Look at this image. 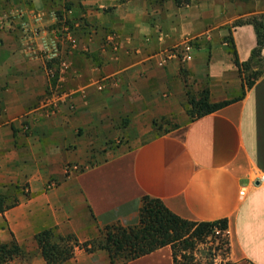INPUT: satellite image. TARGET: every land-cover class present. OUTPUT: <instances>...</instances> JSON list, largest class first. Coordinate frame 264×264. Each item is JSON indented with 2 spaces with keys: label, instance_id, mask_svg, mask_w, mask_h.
Returning <instances> with one entry per match:
<instances>
[{
  "label": "crops",
  "instance_id": "crops-1",
  "mask_svg": "<svg viewBox=\"0 0 264 264\" xmlns=\"http://www.w3.org/2000/svg\"><path fill=\"white\" fill-rule=\"evenodd\" d=\"M231 6L0 0V193L10 183L28 190L0 214V243L15 238L35 251L32 264H45L38 231L93 238L104 225L137 223L149 195L189 220L226 218L228 264H264V72L241 95L225 38L248 60L254 26L231 22L254 11ZM58 15L70 22V38L55 33ZM187 39L192 58L181 63ZM183 69L196 89L207 86L211 102L241 97L192 117ZM48 93L62 97L59 108L42 106ZM162 115L168 129L154 130L151 121ZM127 117H144L147 126L93 165L49 183L64 175L65 163L86 158V130L96 136ZM69 264L110 263L105 250L75 247ZM125 264H172L171 247Z\"/></svg>",
  "mask_w": 264,
  "mask_h": 264
},
{
  "label": "trees",
  "instance_id": "trees-1",
  "mask_svg": "<svg viewBox=\"0 0 264 264\" xmlns=\"http://www.w3.org/2000/svg\"><path fill=\"white\" fill-rule=\"evenodd\" d=\"M174 1L182 6L189 4L192 0ZM58 17L61 18L62 15ZM243 23H251L256 32V45L248 60L240 61L232 40L225 38L230 43L229 52L242 79L241 95L264 72V69H253L264 61L261 56V48L264 46V13L235 20L232 26ZM241 95L211 102L208 89H203L198 97L188 95L187 100L191 109H188L187 113L192 117L206 114L239 99ZM164 129L167 130L168 127ZM18 202L16 195L10 199L7 194L0 193V214ZM226 229V218L212 221L189 220L173 213L159 198L144 195L141 198L137 223L133 225L107 224L100 228L96 237L83 241L71 232L57 234L54 228L42 229L34 235V238L45 264H69V260L74 256L75 247L86 252L105 250L110 264H125L164 245L171 247L172 264H228V262L202 261L195 253L197 245L205 242L209 236L213 239H226ZM23 254L24 249L15 238L0 243V264H8L14 259L21 258Z\"/></svg>",
  "mask_w": 264,
  "mask_h": 264
},
{
  "label": "rangeland",
  "instance_id": "rangeland-1",
  "mask_svg": "<svg viewBox=\"0 0 264 264\" xmlns=\"http://www.w3.org/2000/svg\"><path fill=\"white\" fill-rule=\"evenodd\" d=\"M219 1V0H217ZM223 2L230 1L232 3V8L238 11L243 10H249L254 11L253 13L247 14L245 16H240L236 19H234L231 23L238 19H246L254 15H260L264 13V0H221ZM191 3V2H190ZM231 24V25H232ZM229 37V36H228ZM193 43V40L190 39ZM180 55V51L178 53ZM189 60H181V63H185ZM253 69L263 70L264 69V61L260 63L259 65H256ZM191 73L189 70L183 69V76L185 78V92H186V101L188 103V95L198 97L199 93L203 89H207V86L201 87L199 89H196L191 77ZM57 100V105L52 108H59L60 103H62V97L57 96L55 97ZM44 99H52V95L48 93L43 97ZM42 100V102H43ZM186 103V102H185ZM184 104V103H183ZM189 104V103H188ZM191 109V108H189ZM144 117H140L139 121H130V119L127 117L125 121H121L119 126H117V123L114 121H110V124L112 127L106 128V129H100L101 132L98 133V135L93 136L92 129L86 130L87 135V141L85 145H83V148L86 149V158L83 161H71L67 162L64 165V172L63 176L61 177H51L52 180H50L49 183L55 184L61 181L62 178L65 176L76 173L79 171L84 170L85 168L93 165L98 161V159L101 156H104V151L109 148H114L115 146H118L120 144L125 143L130 136H132L135 133H138L141 126L143 128L144 126H147V121H144ZM154 121V123H153ZM170 118L159 116L156 118H153L151 121L152 128L163 130L164 128L169 126ZM26 184H4L3 187L5 188L6 192L10 199L17 196L18 193L26 194L28 193V190H25ZM223 236V235H222ZM226 240V241H225ZM24 254L21 258H17L9 262L8 264H32L33 256L36 254L34 250H26L25 246H23ZM229 251V241L226 236V239H220L216 238L213 239L212 237H208L207 240L203 243H200L197 245L196 248V254L198 257L201 258L202 261L207 262H213V263H226L227 260V254Z\"/></svg>",
  "mask_w": 264,
  "mask_h": 264
},
{
  "label": "built area",
  "instance_id": "built-area-1",
  "mask_svg": "<svg viewBox=\"0 0 264 264\" xmlns=\"http://www.w3.org/2000/svg\"><path fill=\"white\" fill-rule=\"evenodd\" d=\"M54 31L56 34H59L60 36L69 37L70 38V31H71V24L67 20L65 16L62 15L61 18L57 16V24L54 27ZM192 51H193V43L190 39H187L183 42L181 48H180V58L181 60H190L192 58ZM56 95H52V99H44L42 102V106L44 108L49 109L51 111L52 107H55L57 105ZM259 180L264 179V175H261L258 177Z\"/></svg>",
  "mask_w": 264,
  "mask_h": 264
}]
</instances>
